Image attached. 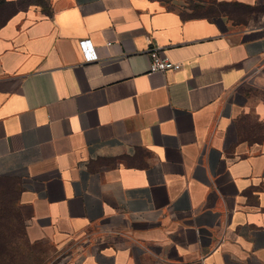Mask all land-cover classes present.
Returning <instances> with one entry per match:
<instances>
[{
    "label": "crops",
    "instance_id": "1",
    "mask_svg": "<svg viewBox=\"0 0 264 264\" xmlns=\"http://www.w3.org/2000/svg\"><path fill=\"white\" fill-rule=\"evenodd\" d=\"M218 1L252 10L46 0L0 29V176L31 256L264 264V0ZM153 45L180 67L148 73Z\"/></svg>",
    "mask_w": 264,
    "mask_h": 264
},
{
    "label": "trees",
    "instance_id": "2",
    "mask_svg": "<svg viewBox=\"0 0 264 264\" xmlns=\"http://www.w3.org/2000/svg\"><path fill=\"white\" fill-rule=\"evenodd\" d=\"M11 0H0V4H5L4 2ZM198 1V0H197ZM200 1V0H199ZM46 2V0H45ZM47 4V3H46ZM193 7L205 6L209 8L210 6L213 9V12L208 13H197L192 15H205L210 19H215L218 14H225L226 17L230 18L233 21H239L240 19H244V17L251 12L252 8L246 5H242L236 3L234 1H218V0H210V1H200V3L191 1ZM233 9V10H229ZM238 9H244L246 12L242 13L238 11ZM217 11V13H216ZM180 12V11H179ZM181 16H191L184 15L180 12ZM12 182L9 178H5L0 176V217L1 219L11 218L12 224L15 222L18 227H20V232L18 237L16 238L17 243H13L11 245H7L6 243H11V236L7 237L8 228L4 224L5 228L0 230V264H29L28 261L15 260L14 258L21 257H30V251L27 247V241L24 237L21 226L23 225V221L15 215V211L12 208V203L10 202V191H11ZM7 211L8 214H4ZM21 234V237H20ZM20 240H23L26 244L21 245ZM24 251V252H23ZM21 255V256H20Z\"/></svg>",
    "mask_w": 264,
    "mask_h": 264
},
{
    "label": "rangeland",
    "instance_id": "3",
    "mask_svg": "<svg viewBox=\"0 0 264 264\" xmlns=\"http://www.w3.org/2000/svg\"><path fill=\"white\" fill-rule=\"evenodd\" d=\"M166 1L169 5H173L174 7H176L184 15L213 12V9L211 6L209 8H206V5L203 7L202 6L193 7V4H191L192 0H166ZM201 1H210V0H201ZM4 3L5 4H0V29L2 27L3 28L7 27L8 23L11 25L13 22L21 25V23L23 22L22 21L23 13L27 11L29 7L34 8L37 14L38 13L45 14L48 12V7H47L45 0H11V1H6ZM229 10H233V9H229ZM238 11H241L242 13L246 12L244 9H238ZM224 16L225 14H218L215 18L221 19L223 21ZM231 22H235V21L232 20ZM9 24H8V27L10 26ZM4 212H5L4 214H8L7 211H4ZM4 224L8 228L7 237L8 236L12 237L11 243H6V244L11 245L13 243H17L16 238L18 237V234L20 232V227H18V225L15 222L12 224L11 218L1 219L0 217V230L5 228V226H3ZM20 237H21V234H20ZM20 243L21 245L26 244L23 240H20ZM27 244L31 246V243L28 242ZM59 252L60 251H58L57 254ZM51 258L53 257L48 256L46 258L41 259V258H38L36 255H34L28 258L21 257V258H14V259L16 261L17 260H21L23 262L28 261L29 264H44V262L46 263V261Z\"/></svg>",
    "mask_w": 264,
    "mask_h": 264
},
{
    "label": "built area",
    "instance_id": "4",
    "mask_svg": "<svg viewBox=\"0 0 264 264\" xmlns=\"http://www.w3.org/2000/svg\"><path fill=\"white\" fill-rule=\"evenodd\" d=\"M78 43L85 60H91L96 57L95 53L91 50L89 39H81ZM146 53L149 59L147 69L148 73L164 70H175L180 67L179 62L170 60L161 52L160 48L155 45L148 47Z\"/></svg>",
    "mask_w": 264,
    "mask_h": 264
}]
</instances>
